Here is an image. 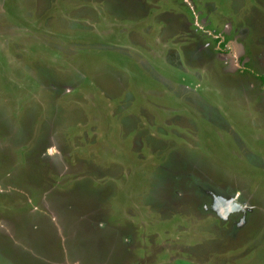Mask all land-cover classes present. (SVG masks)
Masks as SVG:
<instances>
[{
	"label": "rangeland",
	"instance_id": "rangeland-1",
	"mask_svg": "<svg viewBox=\"0 0 264 264\" xmlns=\"http://www.w3.org/2000/svg\"><path fill=\"white\" fill-rule=\"evenodd\" d=\"M0 264H264V0H0Z\"/></svg>",
	"mask_w": 264,
	"mask_h": 264
}]
</instances>
